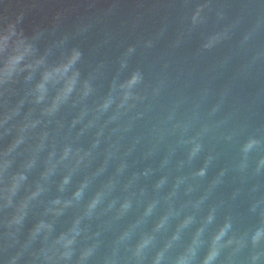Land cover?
<instances>
[{
  "label": "water",
  "instance_id": "1",
  "mask_svg": "<svg viewBox=\"0 0 264 264\" xmlns=\"http://www.w3.org/2000/svg\"><path fill=\"white\" fill-rule=\"evenodd\" d=\"M0 264H264V0H0Z\"/></svg>",
  "mask_w": 264,
  "mask_h": 264
}]
</instances>
